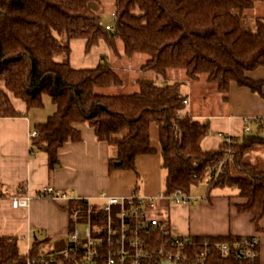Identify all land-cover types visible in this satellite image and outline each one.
Returning <instances> with one entry per match:
<instances>
[{"label": "trees", "instance_id": "1", "mask_svg": "<svg viewBox=\"0 0 264 264\" xmlns=\"http://www.w3.org/2000/svg\"><path fill=\"white\" fill-rule=\"evenodd\" d=\"M91 1L0 0V78L27 108L42 107L45 94L57 106L47 121L33 128L38 132L32 139L34 148L47 154L53 169L60 162L59 148L83 138L76 124L88 122L97 138L116 150L109 159L110 170L136 169L137 155L156 151L150 134L155 122L167 169L166 193L179 188L189 193L203 181L210 189L235 186L244 199L239 211L252 213L261 229L264 161H254L249 154L264 150V126L206 150L202 143L211 133L210 121L188 112L186 81L140 78L138 91L106 94L98 88L123 82L108 57L103 54L93 68H74L70 58L74 38L85 39L87 50L102 38L115 48L119 39L126 54L150 55L141 67L145 71L166 78L170 68H180L190 79L208 73L224 100L232 81L262 92L264 82L247 75L264 65V17H253L251 26L247 14L255 0H115L113 30L99 25L100 13L92 10ZM17 115L21 111L5 91L0 92V116ZM84 203L70 204L73 210ZM155 235L161 240V233ZM48 240L36 238L24 251L18 237L0 235V264H29ZM210 263L259 264V257L247 263L215 252Z\"/></svg>", "mask_w": 264, "mask_h": 264}, {"label": "crops", "instance_id": "2", "mask_svg": "<svg viewBox=\"0 0 264 264\" xmlns=\"http://www.w3.org/2000/svg\"><path fill=\"white\" fill-rule=\"evenodd\" d=\"M247 14L251 15L250 19L264 17V0H255ZM76 40L83 41L86 46L85 39L74 38L70 42L72 51ZM100 41L103 46L98 53L94 51L80 58L78 63L74 62L71 52L72 66L96 67L103 54L111 63L114 53L106 42ZM141 66L137 72L148 74L145 78H153L160 83L169 81L161 74L141 69ZM173 75L170 82H187L189 95L186 104L189 112L196 118L210 121L211 133L202 143L206 150L218 149L224 141V135L240 139L247 136L244 134L245 116H264V84L262 92H256L249 86L232 81L228 99L213 97L214 101L209 104L208 97L200 94V90L205 88L200 83L194 84L187 72L184 73L186 78L180 74ZM247 75L264 82V65L248 71ZM139 79L133 80V83L136 82L132 86L134 91L140 88ZM210 86L207 89H215L213 93H220L217 87ZM44 102H48L47 108H44L45 105L27 108L24 101L14 102L21 115L0 116V189L8 188L11 192L9 197L0 198V235H14L18 237L20 245L22 243L28 247L36 238H49L42 243L41 250L45 246L66 245L73 225L72 212L84 206L72 210L71 201L91 199L93 203H99L96 198L102 191L115 196L137 193L154 198V205L146 209L148 217L163 222L172 235L259 236V264H264V218L261 220V229H258L252 213L239 211L238 204L244 199L238 195L237 187L227 185L210 189V184L203 181L192 187L188 193L192 198L188 202H176L172 194L166 193L167 169L162 165L157 123L152 122L150 126L151 143L156 151L137 155L136 169L110 170L109 159L115 156L116 150L107 141L99 140L94 127L88 122L76 124L83 138L65 142L59 148V164L51 169L47 154L35 149L30 137L35 125L47 121L57 109L48 94L44 95ZM212 105L215 109L208 107ZM257 154L264 161V150L261 149ZM257 154L252 160L259 158ZM47 186L65 191L66 196H41L40 193ZM13 195H28L31 198L29 205L15 206L11 199Z\"/></svg>", "mask_w": 264, "mask_h": 264}, {"label": "built area", "instance_id": "3", "mask_svg": "<svg viewBox=\"0 0 264 264\" xmlns=\"http://www.w3.org/2000/svg\"><path fill=\"white\" fill-rule=\"evenodd\" d=\"M111 15L113 22L100 19L101 27L114 29L117 13L113 3ZM243 121L246 135L264 126V116H245ZM37 135V130L32 129L31 141ZM224 140L232 143L236 139L224 135ZM40 194L53 198L66 196L65 191L53 186L45 187ZM10 195L8 188L0 189V198ZM172 198L188 202L192 196L179 188ZM11 199L20 207L28 206L31 198L13 195ZM96 199L99 203L83 200L84 206L72 212L73 225L65 246H45L29 264H211L215 252L247 263L259 257L260 238L256 235L217 240L170 234L163 222L148 217L146 209L154 205L153 197L137 193L115 196L102 191ZM79 223L86 224L84 234L77 227ZM156 233H161V240Z\"/></svg>", "mask_w": 264, "mask_h": 264}, {"label": "rangeland", "instance_id": "4", "mask_svg": "<svg viewBox=\"0 0 264 264\" xmlns=\"http://www.w3.org/2000/svg\"><path fill=\"white\" fill-rule=\"evenodd\" d=\"M112 3H113V5H115V0H107V1L106 0H92L91 1L92 10L94 12H96V13H100V19H103L104 22H110L111 23V22H113V18H112V15H111ZM261 6L263 7V5H261ZM249 21H250V25L254 26V20L250 19ZM100 40H103L104 42H106V44L112 50V53H114V57L112 58L111 65L117 71V73L120 76V78L122 80H125V83L124 84H113V85L106 86V87H99L98 91L102 92V93H106V94H123V93L133 92L134 89H133L132 86H134L136 84V82L133 83V80L136 79V78L139 79V78H145V77L148 76V74L139 73L137 71L139 69V66L141 64L143 65L146 62V60L149 58L150 55L147 54V53H144V52L135 53L133 55L126 54L125 51H123L124 50V43H123L122 40H119V39H117L116 42H115V46H114L115 48H113L108 43V41L106 39L102 38ZM78 41L79 40H76V41L73 42L72 54H73V59H74L75 63L80 62L79 61L80 58L86 57L87 55L92 54L94 51H96L95 53H98L97 51H99L102 48V46H103L102 45L103 42L100 41L99 46H97L94 49H92L93 48L92 47L90 50H87V48L85 46V43L83 41H80V42H78ZM77 43H79V44H77ZM134 68H135V70H132ZM133 71H135V72H133ZM185 72H186L185 69L170 68L168 70V72H167V76L166 77L170 81V78L172 76H174L173 74L175 73V74H180L179 76H182V77L186 78V76H184ZM137 75H140V76H137ZM197 79H200V81H197ZM191 81L194 84L195 83H200L202 88H205L204 90H200L201 91L200 94L202 96H204V97L205 96L208 97V101L207 102L209 104H211L214 101L213 97H217V96L218 97H220V96L222 97L223 96V94H221V93H219V94L217 92L213 93V91L215 89H207L208 86L211 87L210 85H212L213 87L217 86L216 83H214V82L209 80L208 73H203L201 75V77L196 78V79H191ZM186 84H187V82H186ZM2 91H5L7 93V95L10 97V99L13 100L14 102H19L20 103L22 101L21 99L15 97L14 94L5 87L4 81L0 78V92H2ZM188 95H189V93H188ZM45 97L47 98V96H45ZM44 105H45V107H44ZM44 105L42 107L47 108L48 107V102H47V104L44 102ZM15 107H16V105H15ZM208 107L209 108L212 107L213 109H215V106H213V105L212 106H208ZM188 112H189V110H188ZM256 131H257V129L254 130V132H256ZM256 154H257V152H254V153H251L249 155L251 157H253ZM257 157H259V154H257ZM77 227L80 230L81 234H84V230H85L86 224L79 223L77 225ZM29 247L26 244H22L21 243V248L24 251H27Z\"/></svg>", "mask_w": 264, "mask_h": 264}, {"label": "water", "instance_id": "5", "mask_svg": "<svg viewBox=\"0 0 264 264\" xmlns=\"http://www.w3.org/2000/svg\"><path fill=\"white\" fill-rule=\"evenodd\" d=\"M163 264H174V263L164 262Z\"/></svg>", "mask_w": 264, "mask_h": 264}]
</instances>
